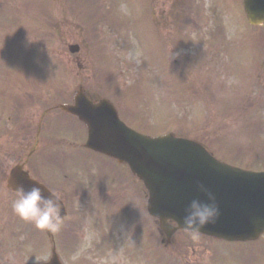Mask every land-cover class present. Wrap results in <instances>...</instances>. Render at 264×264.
<instances>
[{"label": "rangeland", "instance_id": "1", "mask_svg": "<svg viewBox=\"0 0 264 264\" xmlns=\"http://www.w3.org/2000/svg\"><path fill=\"white\" fill-rule=\"evenodd\" d=\"M111 1L97 0L100 9L92 13L93 0H0V87L31 84V101L32 95L38 101L31 103V122L19 118L18 112L6 113L5 102L0 103V127L11 137L0 138V166L4 165L0 167V264L48 258L47 245L39 236L36 246H31V223L14 213L17 198L6 191L2 180L14 163L9 153L30 131L31 137L36 135L41 114L49 108L44 87L51 88L52 104L62 90L72 93L81 85L95 93L100 90L119 103L125 121L143 133H174L204 144L232 165L264 168V27L248 24L242 0H115V9L106 10L104 2L108 6ZM75 43L82 48L78 58L68 49ZM60 118L48 115L41 131V139L51 144L46 152L55 160L50 161L49 172L58 174L64 166V172L96 177L98 166L106 165L109 173V164L52 134L57 126L60 133L82 142V134L69 126L73 123ZM81 162L96 169L85 172ZM43 163L41 159L40 167L46 171ZM87 206L81 200L74 204L80 212ZM104 207L107 203L88 211L99 217ZM126 207L130 227L138 225L134 204ZM94 217L89 216V222L96 227ZM148 229L151 226L144 229L143 238L153 240ZM123 243L119 238L103 252L101 264H264V246L258 247L263 239L254 243L256 251L244 255L239 253L243 248L229 250L231 245L217 246L187 233H178L175 245L160 257L145 252L144 246L138 252ZM90 252L92 248L82 241L77 254L95 260Z\"/></svg>", "mask_w": 264, "mask_h": 264}, {"label": "water", "instance_id": "2", "mask_svg": "<svg viewBox=\"0 0 264 264\" xmlns=\"http://www.w3.org/2000/svg\"><path fill=\"white\" fill-rule=\"evenodd\" d=\"M244 5L250 23H264V0H246ZM62 108L88 125L87 147L127 162L145 182L151 193L148 209L164 228L169 219L185 228V210L191 201L207 202L210 192L219 216L200 232L229 241L255 240L264 233V174L221 163L200 144L173 135L155 139L140 135L127 128L106 101L96 106L86 104L81 96L76 106ZM21 186L26 190L37 186L46 198L51 195L17 167L8 187L15 191ZM64 214L61 203L62 217ZM51 264L59 263L54 259Z\"/></svg>", "mask_w": 264, "mask_h": 264}, {"label": "clouds", "instance_id": "3", "mask_svg": "<svg viewBox=\"0 0 264 264\" xmlns=\"http://www.w3.org/2000/svg\"><path fill=\"white\" fill-rule=\"evenodd\" d=\"M202 191H206L201 186ZM17 199L13 211L24 221L32 223L37 229L57 232L61 228L63 217L59 196L51 194L45 197L41 188L34 186L26 190L23 186L15 189ZM208 201L199 199L191 201L184 217L185 228L193 233L199 232L208 224L214 223L219 216V209L210 192Z\"/></svg>", "mask_w": 264, "mask_h": 264}, {"label": "flooded vegetation", "instance_id": "4", "mask_svg": "<svg viewBox=\"0 0 264 264\" xmlns=\"http://www.w3.org/2000/svg\"><path fill=\"white\" fill-rule=\"evenodd\" d=\"M31 97V94H30ZM29 147L31 146V140L29 144H27ZM23 153V151L21 152ZM31 172V171H30ZM109 184V183H108ZM76 185L78 188L82 185V181L76 182ZM101 187L104 191H110L114 188V186H108L105 184H102ZM54 191H58L57 193H60V195L68 197V187L64 185V187L56 188L54 186V182H52V187ZM78 190V189H77ZM138 219V218H137ZM136 219V220H137ZM138 225H140V221L137 222ZM109 223L102 222V227L97 228L94 232V234H90V237H86V234L83 233L82 228H60L58 231L56 241L57 246L59 247V254L63 261V264H101L103 261L95 259H85V255H82L81 253L77 254V251L79 249V245L83 242H85L86 245H88L90 248H94L97 251L100 249L105 248H111L113 246V243L117 241V238L115 235H123V230H117L112 227H107ZM144 230V227H135V232H141ZM128 233H132V230L127 231Z\"/></svg>", "mask_w": 264, "mask_h": 264}]
</instances>
